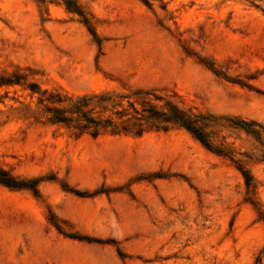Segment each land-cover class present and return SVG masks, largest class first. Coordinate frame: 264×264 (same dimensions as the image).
<instances>
[{
    "label": "rangeland",
    "instance_id": "374dc122",
    "mask_svg": "<svg viewBox=\"0 0 264 264\" xmlns=\"http://www.w3.org/2000/svg\"><path fill=\"white\" fill-rule=\"evenodd\" d=\"M0 171V264H264V0H0Z\"/></svg>",
    "mask_w": 264,
    "mask_h": 264
},
{
    "label": "trees",
    "instance_id": "16d2710c",
    "mask_svg": "<svg viewBox=\"0 0 264 264\" xmlns=\"http://www.w3.org/2000/svg\"><path fill=\"white\" fill-rule=\"evenodd\" d=\"M145 2H147V0H143ZM54 118L57 121H65L66 117H64L63 115H61V113H57ZM170 120L167 117L163 118V121H168ZM175 120L177 122H179L182 126H184L187 130H189L204 146H206L209 149L215 150L211 144V142L209 141V139H207V137L204 135V133L195 125H193V123H191L190 121H188L187 119H185L184 117H182L181 115H177ZM217 152H221V151H217ZM246 179V184H249L250 178L247 177V175L245 173H243ZM0 183L6 184L8 186H12V187H17L19 185H17V183L9 178L7 176V174L4 171H0Z\"/></svg>",
    "mask_w": 264,
    "mask_h": 264
}]
</instances>
